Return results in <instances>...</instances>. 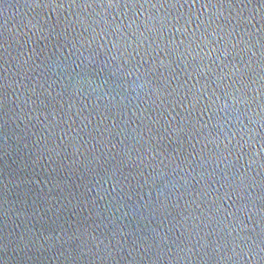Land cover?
I'll list each match as a JSON object with an SVG mask.
<instances>
[{
    "label": "water",
    "instance_id": "obj_1",
    "mask_svg": "<svg viewBox=\"0 0 264 264\" xmlns=\"http://www.w3.org/2000/svg\"><path fill=\"white\" fill-rule=\"evenodd\" d=\"M0 264H264V0H0Z\"/></svg>",
    "mask_w": 264,
    "mask_h": 264
}]
</instances>
